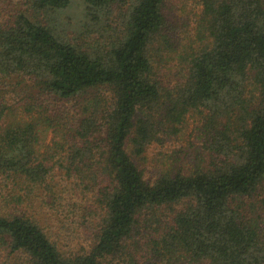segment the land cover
<instances>
[{"label": "trees", "instance_id": "trees-1", "mask_svg": "<svg viewBox=\"0 0 264 264\" xmlns=\"http://www.w3.org/2000/svg\"><path fill=\"white\" fill-rule=\"evenodd\" d=\"M199 4L173 81L168 0H0V264H264V0Z\"/></svg>", "mask_w": 264, "mask_h": 264}, {"label": "rangeland", "instance_id": "rangeland-1", "mask_svg": "<svg viewBox=\"0 0 264 264\" xmlns=\"http://www.w3.org/2000/svg\"><path fill=\"white\" fill-rule=\"evenodd\" d=\"M167 9L171 15L170 26L174 30L172 35L178 36L175 39L177 52L169 56L170 64L167 68L163 67L161 73L174 81L178 80V75L175 74L183 66L179 54L183 51L186 43L194 42V36L198 34L197 21L202 10L199 0H168ZM200 120L199 114L190 113L185 123L179 126L180 130L176 134L170 133L168 137L163 138L162 143L154 142L149 146L145 158L139 161L140 165L146 170L147 177H154L163 166L172 162H174V166H177L192 161L194 151L201 148V139L197 134V129L201 125ZM129 149L131 151V148ZM60 220L62 221V216ZM65 221L68 223V227L60 232L64 243L74 248H80L86 241L76 215L74 213L67 214Z\"/></svg>", "mask_w": 264, "mask_h": 264}]
</instances>
